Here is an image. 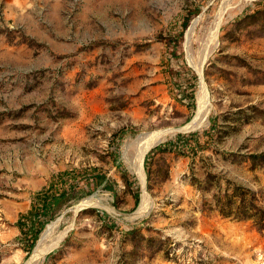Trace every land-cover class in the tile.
<instances>
[{
	"label": "rangeland",
	"instance_id": "obj_1",
	"mask_svg": "<svg viewBox=\"0 0 264 264\" xmlns=\"http://www.w3.org/2000/svg\"><path fill=\"white\" fill-rule=\"evenodd\" d=\"M257 1L223 18L199 74L200 42L221 0H0V264L29 256L37 223L21 228L19 215L51 184L66 195L38 238L57 220L74 225L42 264H259L264 228L203 211L236 187L264 209V164L249 158L264 153V16L237 22ZM177 61L186 69L178 82ZM198 75L208 117L146 151L149 201L137 212L133 141L191 120ZM190 132L200 135L194 148L177 139ZM168 141L181 152L164 149Z\"/></svg>",
	"mask_w": 264,
	"mask_h": 264
},
{
	"label": "bare ground",
	"instance_id": "obj_2",
	"mask_svg": "<svg viewBox=\"0 0 264 264\" xmlns=\"http://www.w3.org/2000/svg\"><path fill=\"white\" fill-rule=\"evenodd\" d=\"M251 1L253 0H221L216 15L210 24L209 30L201 39L200 49L198 50V61L196 63L193 62L195 63L194 67L199 74L201 72V67L204 61L208 58V56L211 54V52L214 50L218 43V32L220 26L222 25L221 23L224 20L223 18L226 15H230V13L235 11L236 9H241ZM197 22L198 19L193 22V24L188 29L185 35V41L183 44L184 49H187V47L189 46V42L192 35L194 34ZM199 91V102L197 101L198 105L196 107L195 113L189 122H187L183 126L175 128H161L152 131H146L140 136H138L135 141H133L136 144V148L134 150V157L132 159L126 158V160L128 161L131 173L137 177L138 182L141 184L143 190L140 206L137 212L143 213L147 209L149 201L146 191L144 189L145 174L142 164L146 151L151 146L164 139L168 134H174V132L178 130L184 131L194 129L197 125L207 119L209 114V109L206 104L207 92H205V85L202 79ZM128 147L129 145L126 141L122 145V151L125 155L127 154ZM73 225V221H70L69 224L65 227H60L59 220L50 223L41 233L34 247L32 248V251L30 252L29 256L25 259L22 264H42L46 254L50 250L56 248V246L65 238L70 229H72Z\"/></svg>",
	"mask_w": 264,
	"mask_h": 264
},
{
	"label": "trees",
	"instance_id": "obj_3",
	"mask_svg": "<svg viewBox=\"0 0 264 264\" xmlns=\"http://www.w3.org/2000/svg\"><path fill=\"white\" fill-rule=\"evenodd\" d=\"M264 0H260L255 2V8L252 12H245L243 13L242 16H240L237 20V22H251L253 19L259 20L260 16H264ZM191 14H186L183 16V19L181 21V29L185 30L188 22H189V16ZM182 30L179 31V36H182ZM178 37L177 35H174V37L170 38H175ZM174 39H168L166 42V45L169 47V50L172 48V44ZM179 65L172 66L173 70L175 73L172 75L174 76L175 74L179 75L180 69H184V65L182 64L181 61H177ZM182 65V66H181ZM175 78V76H174ZM196 76L194 75V79ZM180 78H175L176 82ZM190 85V90H194L193 85L187 82V80L183 79V81H179V85L186 88V85ZM192 99V98H191ZM205 134V132H203ZM185 140H189L190 143H188V147H193L194 148V143L200 142L197 139H200V135L198 132H190L187 134H178L177 139L183 138ZM197 138V139H196ZM173 141H168L164 144V149L167 150H176L177 152H181L180 148L175 146ZM178 148V149H177ZM249 158L252 161V164L255 166L256 164H264V153H259V154H251L249 155ZM149 169H147L148 171ZM150 172V171H149ZM64 174V173H62ZM62 176V175H60ZM95 180L98 182L101 181L103 178V175L101 173H96L94 175ZM59 178V177H57ZM123 181L128 184V179L124 174H122ZM56 182V181H55ZM53 185L51 184L50 186L43 188L40 191H37L33 193L32 195V203H31V208L29 209L28 212L26 213H21L19 215L18 219V225L23 228V224H28V228H32L34 224L37 223V227L34 228V232L31 235V244L28 249V251H31V248L34 246L35 241L38 238V234L43 228V217L45 218L46 214L51 212V210L54 209V206L59 203V201L66 195V191L62 189L61 191H52ZM239 187L233 189L231 193H224L222 197H217L214 198L207 204V209H203V211H208L211 213V211L217 212L219 215L222 217H230L235 220H253L255 224H257V227L259 229L264 228V209L261 208L257 203L254 197L247 199L246 192L245 191H238ZM224 197V198H223ZM223 198V199H222ZM206 208V207H205ZM30 230V229H28ZM132 238H135L133 236ZM147 241H151V239H146Z\"/></svg>",
	"mask_w": 264,
	"mask_h": 264
},
{
	"label": "built area",
	"instance_id": "obj_4",
	"mask_svg": "<svg viewBox=\"0 0 264 264\" xmlns=\"http://www.w3.org/2000/svg\"><path fill=\"white\" fill-rule=\"evenodd\" d=\"M258 263L264 264V255L263 254H258Z\"/></svg>",
	"mask_w": 264,
	"mask_h": 264
},
{
	"label": "water",
	"instance_id": "obj_5",
	"mask_svg": "<svg viewBox=\"0 0 264 264\" xmlns=\"http://www.w3.org/2000/svg\"><path fill=\"white\" fill-rule=\"evenodd\" d=\"M198 76H199V75H198ZM52 250H53V249H52ZM52 250H50L49 252H51ZM49 252H48V253H49ZM48 253H47V254H48ZM47 254H46V255H47Z\"/></svg>",
	"mask_w": 264,
	"mask_h": 264
}]
</instances>
